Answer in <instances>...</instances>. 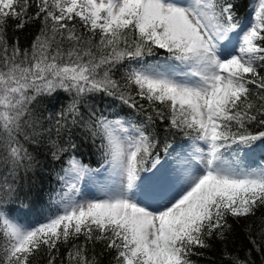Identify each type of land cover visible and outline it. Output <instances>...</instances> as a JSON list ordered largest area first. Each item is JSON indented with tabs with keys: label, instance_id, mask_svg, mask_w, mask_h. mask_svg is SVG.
I'll return each instance as SVG.
<instances>
[{
	"label": "snow or ice",
	"instance_id": "obj_1",
	"mask_svg": "<svg viewBox=\"0 0 264 264\" xmlns=\"http://www.w3.org/2000/svg\"><path fill=\"white\" fill-rule=\"evenodd\" d=\"M243 7L242 0H0V164L13 176L33 167L25 143L44 142L34 139L42 133L33 105L63 90L74 95L54 120L55 135L86 127L102 139L117 177L103 198L77 200L70 193L79 195L76 182L90 169L69 156L60 177L69 191L36 225L4 207L16 188L0 178V264H102L105 253L109 264H196L191 257L210 241L227 242L230 218L264 210V166L239 159L264 148V0L242 21ZM36 21L29 46L9 38V27ZM159 50L175 63L161 70L145 62ZM94 94L143 114L138 97L152 112L139 125L109 119L90 102ZM157 119L206 151L161 163L153 157L158 134L147 131ZM42 131L61 160L68 149L51 139V127ZM258 231L264 240V217ZM255 249L264 264V245ZM233 264L255 261L249 252Z\"/></svg>",
	"mask_w": 264,
	"mask_h": 264
},
{
	"label": "trees",
	"instance_id": "obj_2",
	"mask_svg": "<svg viewBox=\"0 0 264 264\" xmlns=\"http://www.w3.org/2000/svg\"><path fill=\"white\" fill-rule=\"evenodd\" d=\"M242 3L244 7L239 15L243 21L252 8L253 0H242ZM30 11H34V9ZM39 27L38 21L19 30L9 27L8 36L10 39L18 37L20 46L27 47L37 35ZM165 57L166 54L163 50H159L156 55L145 57V62L154 63ZM122 74L123 70L114 78L119 79ZM73 95L74 93L59 90L52 96L38 98L40 103L33 105L36 114L41 118V125L36 130L42 133L40 137H35L34 139L43 138L44 142L28 144L21 137V142L25 143V147L29 148L34 157L32 168L26 170L21 167L13 176L6 171V168H10V165L4 166L0 164V178L7 176L8 182L16 188L15 195L4 207L16 210L15 215L25 225H36L44 222L50 215L55 214L52 198L61 183L60 177L64 174L62 169L67 167L66 162L69 156L74 155L76 159L80 160L82 164L91 170L101 168L106 164L105 149L101 147L102 139L99 136L93 137L91 132L83 125L71 127L70 130L62 132L60 137L55 135L54 120L58 118L61 109L71 102ZM132 95H135L134 91H132ZM89 100L109 119L119 118L131 124L139 125L152 112L147 107V102L139 100L138 97V103L145 105L146 111L143 114H140L136 109L123 105L119 100L103 96V94H94L89 97ZM81 110L87 111V106L81 105ZM152 114L154 115V113ZM166 126V122H161L157 119L155 124L147 129V131H155L158 134V143L153 150V157H158L159 160L173 159L177 153L181 154L194 141L192 136L184 135L174 129L166 132ZM50 127L52 128L51 139L68 149L66 153L61 154V160L59 161L52 158L53 149L51 143L47 142L48 133L42 131V129ZM28 131L31 130L28 129ZM192 135L194 136L195 134ZM70 143L74 144L75 148L69 147ZM165 143L171 145L168 153L164 151ZM172 149L176 151H172ZM249 152L244 155L240 153L239 158L254 167L264 166V148H257L255 151ZM261 217H264V210L258 211L255 218H242L239 223L230 218L229 222L232 224L233 230L227 242L213 239L210 241L212 245L210 248L198 250L203 255L192 256L191 259L196 264H233L234 257L246 259L247 254L251 252V258L255 261V264H261V254L255 249V245H264V240H261L258 231ZM250 223L253 225L251 233L247 230V226ZM253 241H255V245ZM64 251L65 249L62 248L61 252L63 253ZM99 251L100 247L98 245L97 253ZM110 260L111 255L105 253L102 258V264H109Z\"/></svg>",
	"mask_w": 264,
	"mask_h": 264
},
{
	"label": "rangeland",
	"instance_id": "obj_3",
	"mask_svg": "<svg viewBox=\"0 0 264 264\" xmlns=\"http://www.w3.org/2000/svg\"><path fill=\"white\" fill-rule=\"evenodd\" d=\"M254 6H255V0H253L252 7ZM146 63L152 64V65H159L160 69L164 70L168 67L169 64H172L175 62L168 61L165 57L154 63L152 62H146ZM196 147L205 148V151H206V146L202 142L193 141L187 148L184 149V151L181 154L187 155L188 153H192V155L198 156L199 153L195 152ZM246 153H250V152L248 151ZM241 154L244 155L245 152H241ZM172 160L173 159H170V160L164 159V160H159V161L167 165L171 163ZM240 161L242 165L245 167L255 168L254 166H251L250 163L246 162L245 160L240 159ZM193 167L194 168L199 167L198 161H193ZM116 180H117V177H115L110 171V165L105 164L101 168L94 169V170L90 169L88 174L84 175L78 182H76L77 188L79 189V195H76L74 192L70 193V195L75 196L77 200L100 199V198H103V190L113 187L114 181ZM68 191H69L68 187L65 185L64 181L61 180V183L58 186V189L52 198V202L54 204V209H55L54 213H56L57 210L59 209V204L57 203V201H59L61 196H63V194ZM137 198L139 199V196H137ZM155 206L156 205L154 204L153 207Z\"/></svg>",
	"mask_w": 264,
	"mask_h": 264
}]
</instances>
